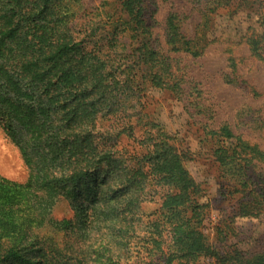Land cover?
I'll use <instances>...</instances> for the list:
<instances>
[{"label":"trees","instance_id":"trees-1","mask_svg":"<svg viewBox=\"0 0 264 264\" xmlns=\"http://www.w3.org/2000/svg\"><path fill=\"white\" fill-rule=\"evenodd\" d=\"M156 5L0 0V123L27 168L20 182L0 174V264H134L131 247L146 252L135 264H264V249H213L202 231L207 203L186 166L191 157L146 109L156 103L153 90L182 98L169 53L201 55L220 12L249 19L244 40L264 62V0H205L193 36L171 7L165 52ZM202 128L222 193L238 195L235 215L263 213L264 150L227 124ZM154 195L156 217L147 222L154 231L138 238L141 203ZM59 197L71 217L51 216Z\"/></svg>","mask_w":264,"mask_h":264},{"label":"rangeland","instance_id":"rangeland-1","mask_svg":"<svg viewBox=\"0 0 264 264\" xmlns=\"http://www.w3.org/2000/svg\"><path fill=\"white\" fill-rule=\"evenodd\" d=\"M101 0H83L86 6L94 7ZM198 1V2H196ZM158 10L155 14L157 24L154 31L158 34L162 50L165 52L163 21L171 7L183 15L182 30L193 36L201 21V6L205 0H155ZM221 13V12H220ZM213 15L207 29L208 44L199 56L186 52L169 53L173 69L182 75V98L177 99L170 91H152L156 100L150 107L154 118L171 132L176 133L177 146L191 157L186 161L187 170L199 183L201 201L207 203L204 227L208 240L216 251H222L220 244L237 245L243 250L260 251L264 249V212L258 216H236L234 209L238 195L222 193L217 164L208 152L204 139L203 125L217 129L222 124L251 145L264 150V62L248 49L244 40L245 28L249 19L237 13L227 18L222 13ZM150 102V101H149ZM152 110V111H153ZM128 143L127 140H123ZM213 144V142H211ZM261 168V167H260ZM264 171V167L261 168ZM0 174L15 181H24L27 168L17 146L6 135L0 123ZM238 200V201H237ZM159 205L158 196L147 198L141 203L144 215L137 218L138 238H150L148 220L156 217ZM73 210L64 197H59L51 208V216L56 219L71 217ZM222 231L227 239L220 241ZM164 234L166 232L163 231ZM151 239V238H150ZM135 244V243H133ZM149 246H152L151 244ZM130 256L135 262L146 255L130 248ZM154 257L161 252L154 249ZM200 261L210 260L208 257Z\"/></svg>","mask_w":264,"mask_h":264}]
</instances>
